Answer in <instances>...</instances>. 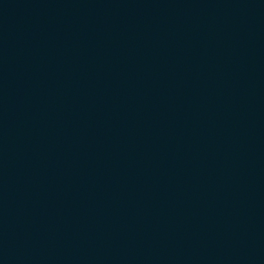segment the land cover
Wrapping results in <instances>:
<instances>
[{"label":"water","instance_id":"water-1","mask_svg":"<svg viewBox=\"0 0 264 264\" xmlns=\"http://www.w3.org/2000/svg\"><path fill=\"white\" fill-rule=\"evenodd\" d=\"M0 264H264V0H0Z\"/></svg>","mask_w":264,"mask_h":264}]
</instances>
